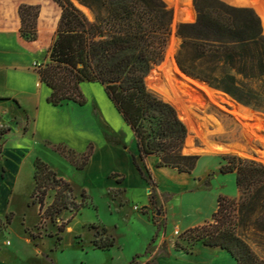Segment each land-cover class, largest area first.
Wrapping results in <instances>:
<instances>
[{"label":"trees","instance_id":"trees-1","mask_svg":"<svg viewBox=\"0 0 264 264\" xmlns=\"http://www.w3.org/2000/svg\"><path fill=\"white\" fill-rule=\"evenodd\" d=\"M54 2L62 15L49 51L50 62L39 71L40 81L51 91L48 103L85 106L81 85L101 84L135 136L138 156L132 155V159L142 178L148 181L139 162L146 166L151 156L158 158V168L191 175L200 156L184 153L188 128L177 109L147 84L151 70L164 60L175 20V0H81L94 14L92 22L71 0ZM182 5L176 31L181 44L175 56L180 70L241 106L264 114V28L249 0H184ZM19 16L21 35L35 42L39 6L22 4ZM10 133V127H0V158L1 141ZM55 149L77 170H84L94 154L92 144L84 154L62 145ZM35 168L29 205L39 206L41 222H55L64 211L77 214L86 206L75 203L72 184L42 158L35 159ZM220 172L236 174L239 196H220L211 219L187 230L186 240L220 249L236 264H264V164L225 156ZM212 175L203 181L205 187L211 186ZM52 191L56 195L47 206ZM12 221L10 214L6 225ZM70 222L61 225L59 232ZM25 232L38 240L30 228ZM94 246L110 250L116 246V238L95 241Z\"/></svg>","mask_w":264,"mask_h":264},{"label":"rangeland","instance_id":"rangeland-1","mask_svg":"<svg viewBox=\"0 0 264 264\" xmlns=\"http://www.w3.org/2000/svg\"><path fill=\"white\" fill-rule=\"evenodd\" d=\"M71 1L91 22L94 20L92 10L85 7L81 0ZM183 1L175 0L172 6L175 20L163 62L169 50L168 47L176 42L173 56L175 60L181 44L176 31L180 24L179 8L183 6ZM22 4L39 6L36 24L38 38L33 43L28 42L20 33L19 8ZM61 15L62 9L54 0H0V33L7 29L14 32L12 29L16 16L19 21L16 33L28 47L32 48L31 51L22 50L17 45L7 47L6 43L9 42L0 38V63L6 67L0 70V96L17 95L28 109L25 114L24 109H20L12 102H0L1 106L6 107L5 111L1 110L5 112V115L3 117L0 114V121L2 123L8 121L14 114L23 118L22 114H24V117L27 115L31 121H34L31 123L32 128L36 127L41 133L37 137L29 134L20 138L17 132L18 126L14 123L10 126V135L3 137L1 147H4L6 142L8 147L21 143L22 147L28 150L30 159H33L35 155L46 159L60 177H64L74 187L75 203L79 205L85 203L86 206L77 214L75 211H64L55 222L50 220L41 222L39 206H30V193L22 191L11 203L15 218L8 232L0 231V244L10 241L13 245L11 249L16 248L21 253V258L26 259L27 264H236L228 253L220 249L206 247L201 242L192 245L186 240V231H183L180 225L184 218H187L185 225L192 221L211 219L213 211L217 210V201L220 196L230 199L238 198L236 174L220 172L225 156L238 155L200 156L196 169L188 175L191 180L177 170L158 168V159L152 157L146 161V166L143 162H139L148 178L141 187H136V179L128 174L129 188L125 190L113 188L111 187L113 181L109 178L116 179L118 175L107 176V173L113 170L118 162L107 155L106 143L120 145L129 152L135 150L137 156L138 148L132 130L109 100L104 87L99 83H83L82 92L87 100L85 106L68 103L59 107L48 104L46 107L50 89L44 86L38 90L36 75L39 76L40 69L50 62L49 51L56 39ZM13 64H16V70L12 71L10 66ZM40 86L39 83L38 87ZM33 97H36L39 106L43 107L40 118L33 113H28L31 112V108L29 109L27 101ZM213 110L220 120L228 119L232 122L234 119L227 110L214 108ZM180 118L182 119L183 116L181 115ZM258 119L255 118L250 123L259 131ZM24 124L25 122L21 124V127ZM27 127L28 125L25 124L24 131ZM225 130L222 134H213L209 137L210 142L217 144L218 148L215 147L217 151L220 150L218 144L236 145L230 136L231 127L226 124ZM188 133L187 141L190 137H194L191 146H196L202 151L206 149L202 140L196 138L189 130ZM107 138L120 144L110 143ZM46 139L52 143L62 144L63 147L75 150L77 153H86L92 143L95 153L86 169L77 170L57 154L50 144L47 145L44 142ZM262 150L259 142H255L248 150L250 157L244 159L261 163L258 161L257 152L260 153ZM147 168L152 178H149ZM211 174H213L210 178L211 186L205 187L203 181L207 180ZM124 192L127 193L121 198ZM55 195V191L50 192L47 206L53 203ZM146 199L149 201L147 206L144 204ZM118 210L120 213L111 214V211ZM118 218L120 224L115 231V236L108 230L104 231L105 226L102 222H98L100 219L111 224ZM144 218H148L157 227L148 244L146 239L149 237L151 228ZM70 219L71 222L67 224L65 231L60 233L59 227ZM2 226H5L4 220H0V227ZM25 227L30 228L39 237L37 241L27 240L28 237L32 238L25 232ZM60 237L62 240L58 242ZM113 238H116V246L110 250H101L94 246L95 241L102 243L106 239ZM56 242L59 245L54 249ZM38 249L44 252L43 255L37 252ZM138 252L141 253L136 255ZM46 255L50 259H47ZM1 262L20 264V259L12 254Z\"/></svg>","mask_w":264,"mask_h":264},{"label":"crops","instance_id":"crops-1","mask_svg":"<svg viewBox=\"0 0 264 264\" xmlns=\"http://www.w3.org/2000/svg\"><path fill=\"white\" fill-rule=\"evenodd\" d=\"M18 23H19V21H18L17 17L15 16L14 17V27L12 29V30H14V32L12 33L10 31H7L8 30L7 29L6 31L0 33V36H1L0 38H3L4 40L9 42V43H6L7 47L17 45L22 50H31L32 51V48L28 47L25 44V42L22 41V39H20L18 33H16V31L19 28ZM15 65L16 64H13V66H10L11 67L10 69L12 71L16 70ZM3 69H6V67L0 63V70H3ZM39 83L41 84L40 87H38ZM36 86H37L38 90L40 88L46 86L45 84H43L40 81V76H37V75H36ZM50 93H51V91L49 90V93L47 94V105H46V107H48V104H49L48 103V97L50 96ZM0 102H12L16 106H18L20 109H24L25 114H27L26 112L28 109L25 108V106L23 105V102L19 99V96H17V95L0 96ZM27 102H29V106H30L29 109L31 108V112H28V113H30V114L33 113L34 116L36 115V116H38V118H40L43 107H42V105L39 106L38 99L36 97H33V98L29 99V101H27ZM3 109L5 111L6 107L1 106V103H0V114L3 115V117H4L5 112L1 111ZM23 115L24 114H22L23 118H20L21 116L18 117L15 114L11 115L10 120H8L4 123H2L0 121V127L1 128H8L10 126H13V124L15 123L18 126L17 132H18L20 138H24L29 134H32V136H34V137L40 136L41 133H39V130L36 127L32 128V126H31V123L34 121H31L27 115L25 117ZM24 122H25V124L28 125L26 131H24L25 124L21 127V124ZM8 135H10V134H8ZM44 142H46L47 145L50 144V146H52L54 148V150H55V152H57V154H59L62 158L66 159L60 152H58L55 149L56 146L62 145V144H57L54 142L52 143L48 139L44 140ZM106 147L108 150L107 155L111 156V158H115L114 160H116L118 162V165L113 170H110L107 173V176H110L112 174L118 175V177L116 179L109 178L113 181V184L111 187L120 188V189L122 188L123 190H125V188H129L130 184H128V181H127L128 174L132 175L136 179L135 180L136 181L135 182L136 187H141L142 184L146 183V181L142 178V176L140 175V173L138 172L137 168L135 167V165L133 163L132 155L137 154L135 150H131L129 152L125 148L120 147V145H112L109 143H106ZM84 153H78V154H84ZM29 156L30 155L28 153V150L23 148L21 143L17 144L16 146L8 147L7 142H6L4 147H2V157L0 158V220H4L5 226L0 227L1 232H8L9 227L11 226V224L14 221L15 213L11 209L12 201L14 199H16V197L22 191H28L30 193V196L32 195V193L34 191L35 172H36L35 159L37 157H40V156L35 155L33 157V159H30ZM152 157L157 158L155 156H151L147 160H149ZM43 160L46 163H48L46 159H43ZM67 162H69V161L67 160ZM48 164H50V163H48ZM62 178H64V177H62ZM121 178L123 179V181H119ZM186 178L188 180H191V178L188 177V175H186ZM125 193H127V192H124V194L122 196L120 195L121 198L124 197ZM92 199H93V197H92ZM144 204H145V206H147L149 204L148 199L145 200ZM120 207L123 208L121 206V204H120ZM217 207H218V201H217L216 208ZM216 208L214 210H216ZM115 212H117V214H118V213H120V210L111 211V214H114ZM213 213H214V211H213ZM10 214L13 215V221L11 224L6 225L7 216ZM145 220L148 221V223H146V224H149V226L151 228L150 234H148L149 237H147V239H146L147 240L146 244H148L151 241L152 237L154 236V234H155L154 230H156L157 227L152 222H150L148 220V218H146ZM186 220H187V218H184L182 220L181 225H180V228H182V230L184 229L183 231H187V230L195 228L197 226H201V225L205 224V222L210 220V219L206 218V219L198 220L196 222L192 221V222L185 225L184 223ZM141 221L143 223H145V221L143 219H141ZM98 222H102L103 225L105 226L106 230H108L110 233L114 234V236L116 235L115 231L118 229L119 224H120L119 218L116 219V221H113L111 224H107L106 222H103L100 219L98 220ZM76 223H78V222H76ZM25 228H27V227H25ZM72 232H73V230H72ZM27 240L32 241V239H30L29 237L27 238ZM146 244H145V246H146ZM12 246L13 245L10 241H8L6 244L5 243L0 244V264H3L1 261H5L6 258L12 254L14 257H17L18 259H20V264H27L26 259L21 258V253L18 252L16 250V248L11 249ZM37 252L39 254H42V255L44 253L43 251H41L39 249ZM140 253L141 252H138L136 255H138ZM4 263L7 264L6 262H4Z\"/></svg>","mask_w":264,"mask_h":264},{"label":"bare ground","instance_id":"bare-ground-1","mask_svg":"<svg viewBox=\"0 0 264 264\" xmlns=\"http://www.w3.org/2000/svg\"><path fill=\"white\" fill-rule=\"evenodd\" d=\"M249 3L257 11L264 25V0H249ZM175 47L176 42H173L162 64L164 80L149 79L148 87L163 100L172 104L180 113V117L183 116L182 119L189 132L202 140L206 146V149L202 151L204 155L236 154L243 158H249L248 150L255 142H259L263 150L260 153L257 152L258 161L264 164V118L237 105L229 96L183 75L173 58ZM213 108L229 111L234 116L233 121L228 119H221V121L215 111H212ZM255 118H259L260 121L259 131L254 129L250 123ZM225 123L231 127L230 136L236 145L218 144L220 150L217 151L218 149L215 150L217 144L210 142L209 137L213 134L224 133L226 131ZM193 138L188 139L189 145L192 144Z\"/></svg>","mask_w":264,"mask_h":264},{"label":"water","instance_id":"water-1","mask_svg":"<svg viewBox=\"0 0 264 264\" xmlns=\"http://www.w3.org/2000/svg\"><path fill=\"white\" fill-rule=\"evenodd\" d=\"M262 23H263V21H262ZM263 28H264V25H263ZM171 46V45H170ZM168 49H169V47H168ZM168 51V50H167ZM166 55H167V53H166ZM165 59H166V57H165ZM164 63V62H163ZM163 63H161L160 65H158V66H155L152 70H151V72H150V74H149V76H148V79H147V84H148V80L149 79H160V80H164V71L161 69V67H162V64ZM180 69V68H179ZM181 71V70H180ZM181 73L183 74V75H185L186 77H188V78H190V79H193V80H196V81H199V82H201V83H204V84H206L208 87H209V85L207 84V83H205V82H202V81H200V80H198V79H194V78H192V77H190V76H188V75H186L185 73H183L182 71H181ZM210 88V87H209ZM210 89H212V88H210ZM212 90H214V89H212ZM214 91H217V90H214ZM154 92V91H153ZM217 92H219V91H217ZM156 93V92H155ZM219 93H222V92H219ZM157 94V93H156ZM222 94H224V93H222ZM158 95V94H157ZM224 95H226V94H224ZM235 102V101H234ZM236 103V102H235ZM237 105H239V106H241L240 104H238V103H236ZM241 107H244V106H241ZM244 108H246V107H244ZM247 109H249V108H247ZM251 111H253V110H251ZM253 112H255V111H253ZM256 114H258V115H261L263 118H264V115L263 114H261V113H259V112H255ZM178 114H179V116H180V113L178 112ZM184 153L185 154H190V155H198V156H203L204 155V153L202 152V150L200 149V148H198V147H196V146H191V145H189L188 144V141L186 140V143H185V145H184Z\"/></svg>","mask_w":264,"mask_h":264}]
</instances>
